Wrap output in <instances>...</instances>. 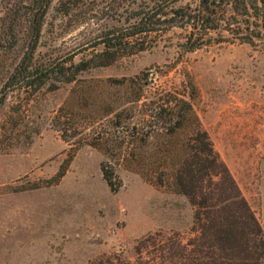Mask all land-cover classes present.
<instances>
[{
	"label": "rangeland",
	"instance_id": "1",
	"mask_svg": "<svg viewBox=\"0 0 264 264\" xmlns=\"http://www.w3.org/2000/svg\"><path fill=\"white\" fill-rule=\"evenodd\" d=\"M87 1L91 22L79 11L48 14L38 59L82 51L104 23L122 21L126 1ZM184 33L173 28L80 80L48 83L34 94L9 92L0 106V264L133 262L146 237H194V208L170 182L157 185L124 163L116 168L122 185L112 191L101 171L103 151L80 144L87 117L125 101L118 81L141 84L145 73L163 85L193 80L194 109L264 230V46L223 42L186 52L179 46ZM21 51L0 52V88ZM146 253L153 256L154 247Z\"/></svg>",
	"mask_w": 264,
	"mask_h": 264
},
{
	"label": "trees",
	"instance_id": "2",
	"mask_svg": "<svg viewBox=\"0 0 264 264\" xmlns=\"http://www.w3.org/2000/svg\"><path fill=\"white\" fill-rule=\"evenodd\" d=\"M124 1L125 13L117 7L104 13L111 19L123 15L122 21L104 23L82 51L38 59L48 14L79 11L91 22L94 7L87 0H0V52L22 48L0 88V106L9 92L34 94L48 83L80 80L81 74L155 45L173 28L185 31L179 46L186 52L223 42L264 46V0ZM79 52L85 53L74 60ZM146 75L141 84L118 81L125 101L100 117H87L82 125L87 137L80 144L103 151L101 171L112 191L122 185L116 168L124 163L135 164L157 185L170 182L194 208L195 235L188 241L179 234L146 237L135 261L117 264H264V230L194 109L193 80L163 85ZM149 244L153 256L146 253Z\"/></svg>",
	"mask_w": 264,
	"mask_h": 264
}]
</instances>
